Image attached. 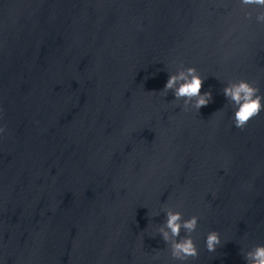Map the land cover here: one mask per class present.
<instances>
[{"label":"water","instance_id":"obj_1","mask_svg":"<svg viewBox=\"0 0 264 264\" xmlns=\"http://www.w3.org/2000/svg\"><path fill=\"white\" fill-rule=\"evenodd\" d=\"M262 11L0 0V264H247L264 245V111L236 128L223 89L264 95ZM188 68L211 93L199 111L163 94ZM169 210L200 217L198 258L171 257Z\"/></svg>","mask_w":264,"mask_h":264},{"label":"clouds","instance_id":"obj_2","mask_svg":"<svg viewBox=\"0 0 264 264\" xmlns=\"http://www.w3.org/2000/svg\"><path fill=\"white\" fill-rule=\"evenodd\" d=\"M245 6L256 5L264 8V0H241ZM249 17L251 13H248ZM256 19L264 23V11L260 12ZM179 86L176 87L177 82ZM204 79L197 74L195 68H188L187 73L180 72L179 75H170L163 94H167L169 90L174 91L176 100L185 99V105L195 100L193 105L197 111L206 106L210 99V92H203ZM224 95L228 98L230 103L234 106L233 123L236 128L243 130L248 122L254 117L260 115L264 111V95L260 94L259 87L245 79L231 82L223 89ZM5 127H0V134L5 132ZM200 217L197 215L191 216L189 219H184L180 212H167L166 231L161 228L165 241H170L175 237L177 240L172 242L171 257L174 260L187 262L190 259H196L200 255V250L196 241L192 238L199 224ZM181 230H184L187 235L180 237ZM222 243L221 235L218 231H210L206 237V248L209 252H215L217 246ZM247 264H264V245H257L244 255Z\"/></svg>","mask_w":264,"mask_h":264}]
</instances>
